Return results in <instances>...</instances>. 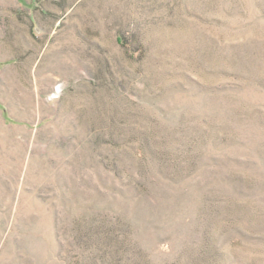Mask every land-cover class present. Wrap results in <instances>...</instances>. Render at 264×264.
<instances>
[{
  "label": "rangeland",
  "instance_id": "rangeland-1",
  "mask_svg": "<svg viewBox=\"0 0 264 264\" xmlns=\"http://www.w3.org/2000/svg\"><path fill=\"white\" fill-rule=\"evenodd\" d=\"M0 264H264V0H0Z\"/></svg>",
  "mask_w": 264,
  "mask_h": 264
}]
</instances>
